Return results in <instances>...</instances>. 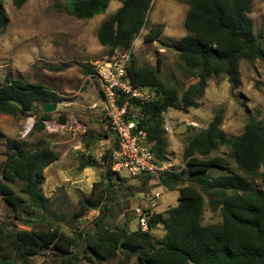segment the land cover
Returning <instances> with one entry per match:
<instances>
[{
	"label": "trees",
	"instance_id": "trees-1",
	"mask_svg": "<svg viewBox=\"0 0 264 264\" xmlns=\"http://www.w3.org/2000/svg\"><path fill=\"white\" fill-rule=\"evenodd\" d=\"M28 0H12L16 10ZM111 0H66L65 12L75 20H90L103 14ZM187 7L183 27L185 36L173 49L187 73L180 87L164 83L158 71L136 67L132 58L128 77L132 85L150 90L152 101L140 105L141 122L147 127V143L158 163L166 161L163 115L169 110L187 114L197 107L207 82L223 76L230 89L240 86V63L259 61L264 64V31L255 33L248 17L253 0H181ZM153 0H125L122 6L105 20L96 32L98 44L107 48L108 55L127 51L146 24ZM9 19L0 1V34ZM161 24H154L144 36L145 44L157 40ZM159 66V61L157 62ZM90 67L82 69L84 76L92 74ZM59 104L62 99L41 85H28L20 80L0 82V115L15 119L28 114L35 116L32 130L41 132L50 115L42 114L38 102ZM223 109L214 113L208 128L199 130L185 147L184 167L180 173L172 171L160 176V186L177 190V205L164 214H154L150 231L161 227L159 239L139 231L108 230L106 193L108 184L120 175L110 171L111 149L91 166L102 170L100 181L93 184L88 196L78 200L76 218L97 210L90 230L67 235L54 214L49 212L50 200L42 193L44 170L56 160L54 152L42 140L30 146L12 139L6 143V158L0 164V198L13 209L15 216L30 217L28 229H9L0 224V264H31L42 251L52 253L53 264H264V118L248 117L241 134L227 138L219 130ZM98 139L85 142L93 147ZM117 146V141L113 147ZM220 147L227 149L225 158L212 156ZM81 161L78 169L86 167ZM215 169L219 175L209 176ZM188 176L190 183L181 178ZM149 178V177H147ZM10 183L18 184L16 192ZM220 221L204 224L205 204ZM55 219V220H54ZM84 245V253L76 250ZM140 247L132 255L120 245Z\"/></svg>",
	"mask_w": 264,
	"mask_h": 264
},
{
	"label": "rangeland",
	"instance_id": "rangeland-1",
	"mask_svg": "<svg viewBox=\"0 0 264 264\" xmlns=\"http://www.w3.org/2000/svg\"><path fill=\"white\" fill-rule=\"evenodd\" d=\"M0 1L9 19L6 30L0 34V82L9 79L20 80L28 85H41L54 91L62 99L57 104L58 113L50 115L41 132L32 130L35 122L33 114L17 119L0 115V164L6 158L7 140L12 139L30 146L37 145L42 140L56 155V160L48 166L47 177L41 189L43 195L50 200L49 212L59 220L58 224L67 235L90 230L99 212L91 210L80 218H76L74 213L78 209V200L88 196L93 184L100 181L102 170L91 166L92 161L98 164L99 161L93 150L86 153L84 144L95 139L102 140L106 132L99 129L95 115H90L92 122L84 129L82 123L86 124V121L82 115L89 114V105L85 103L91 104L99 96V82L94 77L95 68L111 56L108 55L107 48L100 47L98 41L94 40V29H89L86 23L75 20L65 12L66 0H28L19 10L14 8L12 0ZM182 6L185 7V16L188 10L186 4L184 6L176 0H153L146 24L132 45V58L136 67L149 66L157 70L161 81L175 87L188 82L185 68L173 49V45L186 34L184 20L181 17L178 22L175 20L177 9ZM248 17L255 33L264 31V0H253ZM154 24L163 26L161 34L153 43L145 44L143 38ZM85 66L93 71L87 77L82 74ZM220 108L223 109V117L219 130L227 138L239 136L248 117L259 120L264 118L263 63L242 61L240 86L233 91L225 77L210 79L202 98L197 101V107L188 111L191 112L190 115L168 111L171 119L182 118L183 121L163 117V125H169L166 134H172L169 144L171 153L165 150L166 161L172 164L174 172L180 173L183 169V151L191 138L199 130L208 128L214 113ZM58 115L66 116L64 127L57 125ZM96 144L92 149H98ZM227 152L225 147H220L212 156L225 158ZM81 161H88L87 165L94 176L98 177L93 183L84 174V169H78ZM219 174L215 169L209 172L211 177ZM188 178L185 175L181 180L187 184L190 183ZM10 184L16 192L19 191L18 184ZM190 184L197 187L195 183ZM255 185L264 189L260 181L255 182ZM108 188L109 192L105 191L104 194L108 199L104 225L111 231H138L133 208L144 206L146 198L153 193L161 196L155 214H164L165 209L177 205V193L160 186L158 178H129L122 172L120 178L109 182ZM29 221L28 215L17 219L13 209L0 198V224L5 223L9 229L20 230L28 229L26 224ZM219 221L220 217L211 212L206 200L203 223L215 224ZM149 234L159 239L163 231L159 227ZM84 248L81 243L76 250L83 255ZM51 258L52 253L42 251L32 259L31 264H53ZM81 264L90 263L82 257ZM131 264H136L135 258L131 260Z\"/></svg>",
	"mask_w": 264,
	"mask_h": 264
},
{
	"label": "built area",
	"instance_id": "built-area-1",
	"mask_svg": "<svg viewBox=\"0 0 264 264\" xmlns=\"http://www.w3.org/2000/svg\"><path fill=\"white\" fill-rule=\"evenodd\" d=\"M133 47L119 52L97 64L94 77L99 82V97L104 106L107 128L117 141L111 150L110 171L129 178H160L171 173L173 166L168 161L158 163L147 143V127L142 124L139 107L152 101L153 93L132 85L128 69L132 62ZM169 125L164 124L168 132ZM95 158L100 161L105 147L99 144ZM159 193H153L145 200L144 206L133 208L137 229L149 233V223L157 208Z\"/></svg>",
	"mask_w": 264,
	"mask_h": 264
},
{
	"label": "crops",
	"instance_id": "crops-1",
	"mask_svg": "<svg viewBox=\"0 0 264 264\" xmlns=\"http://www.w3.org/2000/svg\"><path fill=\"white\" fill-rule=\"evenodd\" d=\"M125 0H111L110 3L108 4L106 10L104 11L103 14H100V15H96L94 16L92 19L90 20H77V21H80V22H83V23H86L88 26L89 29H94V34L96 35V32L98 30V28L100 27V25L105 21L107 20L110 16H112L114 13L117 12V10L122 6V3L124 2ZM180 3H182L184 6H185V3L181 0H176ZM187 6V5H186ZM178 8V7H177ZM188 8V7H187ZM184 10H185V7L183 8L180 7V9H177V13H176V16H175V20L176 22H178V20L181 19L184 20L185 19V16H183L184 14ZM186 15V14H185ZM173 26V25H172ZM94 40L97 41V38H95L94 36ZM133 45V44H132ZM102 47V46H100ZM104 48V47H102ZM134 53V51H133ZM99 93V92H98ZM97 100L95 99L94 101H91V104L88 103L85 105H89L87 108L89 109V114L88 115H82V117H84L85 121H86V124L85 123H82L83 125V128L86 129L87 127H89L88 123H91L92 120H91V116L90 115H95L97 118L96 120L98 121V124H99V129H101L103 132L105 131L106 133L103 135L102 137V140H99L96 144V147L99 146V144H103L105 149L106 148H110L111 150L114 149L115 147H113V145L115 144L116 140L114 138V136L109 132L108 128H107V121H106V118H105V115H104V106L102 104V101H101V98L97 95L96 96ZM73 104V103H72ZM169 110H172V109H169ZM168 110V111H169ZM168 111L163 115V117L167 118V119H171L169 117V113ZM175 111V110H174ZM178 112V111H177ZM181 113V112H179ZM191 112H189L188 114H183L181 113L182 115L184 116H188L190 115ZM67 120V118H66ZM172 121H183L182 118H176L175 119H171ZM169 122V121H168ZM165 142H166V152L168 153H171V148L169 146L170 144V141L172 140V134L170 135H167L165 134ZM101 142V143H99ZM103 142V143H102ZM86 150V149H85ZM90 150H93V154L96 156L97 152H98V149H92L89 148L88 150H86L87 152L86 153H89ZM87 167L84 168V174H86L88 177L91 178L92 180V183L98 179V177H95L94 176V173L92 172L91 168L89 167V165H86ZM48 167H46V169L44 170V176H45V180H46V171H47ZM83 170V169H82ZM45 182V181H44ZM43 186V185H42ZM172 192H175L177 193V197H178V192L177 190H173ZM158 206V205H157ZM169 209V208H168ZM167 209H165L164 211H166ZM163 236V234H162ZM161 236V237H162ZM160 237V238H161Z\"/></svg>",
	"mask_w": 264,
	"mask_h": 264
},
{
	"label": "water",
	"instance_id": "water-1",
	"mask_svg": "<svg viewBox=\"0 0 264 264\" xmlns=\"http://www.w3.org/2000/svg\"><path fill=\"white\" fill-rule=\"evenodd\" d=\"M39 110L42 114L51 115L57 114V104H54L51 101L48 102H38ZM57 125L60 127H64L66 125V116L58 115L57 117ZM120 249L126 251L132 255L137 254V252L141 249L140 247L129 246L126 244L120 245Z\"/></svg>",
	"mask_w": 264,
	"mask_h": 264
},
{
	"label": "bare ground",
	"instance_id": "bare-ground-1",
	"mask_svg": "<svg viewBox=\"0 0 264 264\" xmlns=\"http://www.w3.org/2000/svg\"><path fill=\"white\" fill-rule=\"evenodd\" d=\"M28 128H29V126H28Z\"/></svg>",
	"mask_w": 264,
	"mask_h": 264
}]
</instances>
